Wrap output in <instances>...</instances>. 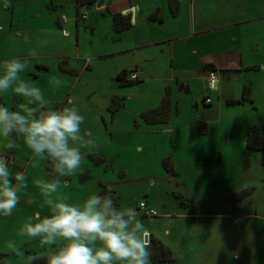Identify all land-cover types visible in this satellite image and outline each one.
<instances>
[{
	"label": "rangeland",
	"instance_id": "rangeland-1",
	"mask_svg": "<svg viewBox=\"0 0 264 264\" xmlns=\"http://www.w3.org/2000/svg\"><path fill=\"white\" fill-rule=\"evenodd\" d=\"M181 1L185 17L190 0ZM9 3L4 7L0 0V63L15 58L25 62L21 77L43 91L50 108L77 107L85 117L82 128L101 145L86 154L75 176L61 178L64 183L54 197L82 204L103 190L117 207H134L148 230L150 252L159 245L170 250L167 261L151 264H264V152H248L245 146L247 127L256 125L264 136V18L226 34L215 31L221 14L225 20L263 16L264 0L253 5L245 0H191V45H182L191 56L183 55L176 64L182 73L170 68L169 53L149 52L155 59L137 63L139 52L126 53L130 36L115 35L109 18L95 7L79 8L89 20L80 19L76 32L75 0ZM62 18L67 26L59 25ZM24 35L30 44L23 42ZM42 39L48 43L31 55ZM60 59H68L76 75L61 74ZM205 62L216 70L201 69ZM36 63L49 69L39 72ZM134 66L139 83L120 88L115 76ZM240 67V72L220 71ZM190 71V91H180L171 82L172 72L185 77ZM207 73L218 79L215 89L209 88ZM53 78L65 83L54 88ZM165 97L172 104L170 123L145 124L141 115ZM232 100L239 102L230 104ZM22 102L11 91L0 95V104L12 111ZM11 141L16 147L9 149L10 140L0 137V156L9 161L13 184L22 173L26 187L17 191L20 202L13 214L0 217V262L27 264L29 256L44 249L38 238L19 232L36 212L50 214L40 207L45 197L36 182L55 177L49 162L33 166L22 138ZM166 158L175 176L162 166ZM244 192L249 194L242 201L232 199ZM140 203L156 216H144ZM220 203L223 209L208 208ZM10 241L19 254L7 247Z\"/></svg>",
	"mask_w": 264,
	"mask_h": 264
},
{
	"label": "clouds",
	"instance_id": "clouds-1",
	"mask_svg": "<svg viewBox=\"0 0 264 264\" xmlns=\"http://www.w3.org/2000/svg\"><path fill=\"white\" fill-rule=\"evenodd\" d=\"M10 6L9 0H4V7ZM23 42L30 44V37L24 35ZM47 43L40 40L31 55L36 56ZM0 69V95L11 91L23 98L15 111L0 104V137L10 140L9 149L16 147L11 138H22L33 155V166L47 161L55 177L36 182L45 197L40 207H47L50 214L36 212L19 232L32 240L38 238L44 249L29 256L28 264L40 260L46 264H151L148 230L134 207H117L110 194H92L82 204L54 197L64 183L61 178L75 176L86 154L101 147L98 138L82 128L85 117L79 109L50 108L43 91L21 77L26 64L20 58L3 61ZM50 83L60 88L65 82L53 78ZM14 179L15 185L9 161L0 156V217L13 214L20 202L17 191L26 187L22 173ZM7 247L19 254L13 242Z\"/></svg>",
	"mask_w": 264,
	"mask_h": 264
},
{
	"label": "crops",
	"instance_id": "crops-1",
	"mask_svg": "<svg viewBox=\"0 0 264 264\" xmlns=\"http://www.w3.org/2000/svg\"><path fill=\"white\" fill-rule=\"evenodd\" d=\"M227 1H234V0H227ZM250 3V5H253L255 2L261 1L262 0H245ZM96 4V3H95ZM95 4L90 7H95ZM177 6V12L175 15L171 14V5ZM133 8L131 10V13L128 14V10L130 8ZM167 7L169 10V13L167 12ZM96 9V8H95ZM97 11L101 12L103 16H107L110 20V28L112 29L111 26V15L114 14H120L121 16H129L131 15L134 17V24H131L130 21V28L122 33V34H127L126 36H130V45L128 48V51L126 53H131V52H139L141 54V57H137L136 62L137 63H146L147 61H152L155 59V56L153 55L155 52H157L160 55H163L164 53H169L168 58H169V65L170 68L174 71L177 70L179 72H183L182 70H179L176 68V64L178 63V60L182 58L183 55L187 54V57L191 56V51H188L184 46L182 45H191V0L188 4V8L186 9L187 13L186 16L184 17V12L185 9L183 7L182 1L181 0H160V1H152L149 2V0H104V6L100 8V10L96 9ZM123 11H127L124 15L121 14ZM194 7L192 10L193 16H194ZM79 14H84L85 15V21L89 20L88 14L85 13H80ZM79 16V15H78ZM264 18V15L260 16H252V17H247V18H235L233 15L231 16L230 20H225L224 16L221 14V22L216 23V29L215 31H221L222 33H228V32H233L234 30L240 28L242 25H248L251 24L259 19ZM79 17H75V29L76 32L78 29V21ZM60 26H67L68 23L66 22L65 24L59 23ZM88 25H91L90 21ZM93 27V26H92ZM166 28L165 30L162 29ZM65 35H67V32H63ZM114 33V31H113ZM115 34V33H114ZM122 34H115L118 37ZM181 44V45H179ZM155 51V52H154ZM149 52L153 53L152 55L149 54ZM68 59H60V63H63V69L64 70H72L75 72L76 71L69 66V63L67 62ZM189 63L191 64V58ZM205 65H211L213 68L216 70V65L205 62L200 65L201 69H204ZM39 72H46L49 68L45 64H40L36 63L34 65ZM59 66V65H58ZM137 66H134V70L128 71L122 69L117 75H119L121 72H126V80H128V77L130 76L131 73L136 74V81H139L138 74L136 71ZM191 68V67H190ZM249 67H246L245 69L247 70ZM223 70H230L231 72H240L242 69L240 68H222L220 69L221 72H224ZM145 70H140V73L144 74ZM205 71V69H204ZM230 71L226 73H230ZM39 72H36L37 74H34L35 77L39 76ZM59 72L61 74H68L69 73H64L62 71ZM220 72V74H222ZM172 77H171V82L175 86H178L180 91H185L188 92L190 91V82L193 79V76L191 78V74H193V71H190L189 76H183L181 75H175V72H172ZM207 73V77H208ZM115 76V78L117 77ZM217 81V85L219 84V81L217 78H215ZM216 88V87H215ZM170 101V99H169ZM234 102H238L237 100H232ZM207 104V103H206ZM171 101H170V117L169 121L166 124H158V125H168L170 123L171 119ZM210 105V102H209ZM259 128V127H258ZM174 132V131H172ZM261 132V129H260ZM246 134V132H245ZM262 134V132H261ZM200 135V134H199ZM263 136V134H262ZM246 137V135H245ZM264 138V136H263ZM167 159V158H166ZM211 159V158H207ZM170 160V159H169ZM171 166V161L169 162ZM172 168V167H171ZM172 176H175V173L172 169ZM222 208L223 206H215V207H208V208ZM224 209H228L225 207ZM229 210V209H228ZM239 211V209H238Z\"/></svg>",
	"mask_w": 264,
	"mask_h": 264
},
{
	"label": "trees",
	"instance_id": "trees-1",
	"mask_svg": "<svg viewBox=\"0 0 264 264\" xmlns=\"http://www.w3.org/2000/svg\"><path fill=\"white\" fill-rule=\"evenodd\" d=\"M97 0H75V12H76V17L79 15V8H88L89 6H93ZM177 12V6L174 4L171 5V14L175 15ZM111 18V26L115 34L119 35L124 32H126L131 26H130V18L129 16H121L120 14H114L110 16ZM63 63L59 64V69L62 72H66L69 74H75L72 70H64L63 68ZM36 68V67H35ZM210 68L211 72H214L215 69L211 65H205L204 69ZM247 70H255L254 68H248ZM126 72H121L119 75L116 77V81L120 83V88H127L131 87L135 84H138L139 81L133 80L131 81L126 80ZM242 100L246 101L247 98L242 96ZM205 102V101H204ZM239 102V101H238ZM238 102L234 101H229L231 104H235ZM209 105V104H208ZM170 117V101L166 97L161 101L160 105L150 111L146 112L141 115V119L144 121L145 124L147 125H154V124H166L169 121ZM199 130H202L201 127ZM246 150L248 152H264V138L260 132V129L256 125H251L247 127L246 129ZM169 159H164L162 161V166L164 167L165 171L167 173H172V168L170 164L168 163ZM98 194H103V190L99 191ZM249 193L244 192V193H237L233 195L232 199L235 202H240L242 201ZM170 254V250L168 248H164L163 246L159 245L157 248H155L154 252H151V261L152 262H165L168 260ZM0 264H3L0 262ZM28 264V263H27ZM35 264H46L44 260H40L35 262Z\"/></svg>",
	"mask_w": 264,
	"mask_h": 264
},
{
	"label": "built area",
	"instance_id": "built-area-1",
	"mask_svg": "<svg viewBox=\"0 0 264 264\" xmlns=\"http://www.w3.org/2000/svg\"><path fill=\"white\" fill-rule=\"evenodd\" d=\"M84 18H85V15L84 14H80L79 15V19L84 20ZM66 22L67 21H66L65 18H62L60 20V23H62V24H65ZM129 79L131 81L136 80V74L135 73H131L130 76H129ZM208 80H209V88L210 89H214V86L213 85L217 81H216V79H215V77H214V75L212 73H209ZM205 103L209 104V101L206 100ZM138 210L140 212H142L144 216H151V217L156 216V213L152 209H150V207H148L145 203H140L139 206H138ZM234 224L237 225L239 223L236 221V222H234Z\"/></svg>",
	"mask_w": 264,
	"mask_h": 264
},
{
	"label": "water",
	"instance_id": "water-1",
	"mask_svg": "<svg viewBox=\"0 0 264 264\" xmlns=\"http://www.w3.org/2000/svg\"><path fill=\"white\" fill-rule=\"evenodd\" d=\"M104 6V0H97V2H96V4H95V8L96 9H100V8H102ZM131 10H133V8L131 7L128 11V14H130L131 13ZM127 11H123L121 14H125ZM130 21H131V24H134V17L131 15V17H130ZM217 83H214V89H215V87H217V85H216ZM147 238H148V235H147Z\"/></svg>",
	"mask_w": 264,
	"mask_h": 264
}]
</instances>
